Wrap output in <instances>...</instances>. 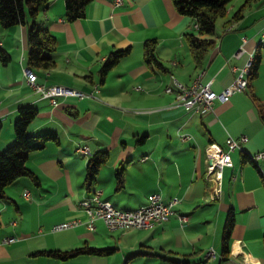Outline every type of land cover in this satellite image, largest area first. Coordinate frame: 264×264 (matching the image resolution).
<instances>
[{"label": "crops", "instance_id": "0c3cea01", "mask_svg": "<svg viewBox=\"0 0 264 264\" xmlns=\"http://www.w3.org/2000/svg\"><path fill=\"white\" fill-rule=\"evenodd\" d=\"M246 1L228 4L214 34L207 36L214 43L199 65L185 38L195 32V23L178 13L172 0H91L84 17L72 22L65 20L64 0H50L35 19L56 38L50 70L27 63L31 19L25 25L0 26V48L10 56L5 65L0 61V151L15 140L13 122L22 105L37 109L29 133L58 137L27 160L38 183L23 176L5 188L0 264H264V159L249 157L264 152V0H251L241 17L233 18ZM153 38L164 69L144 61L143 44ZM125 48L128 53L101 81L108 55ZM255 51L260 61L245 91L226 102L215 100L206 114L173 106L175 80L191 85L200 76L201 84L219 92ZM27 68L39 84L87 96L57 95L53 102L33 90ZM228 136L246 140L242 150L232 152L233 167L223 172L222 194L211 198L205 148L210 142L225 148ZM79 146H86L89 154L77 151ZM98 151L108 156L87 186V162ZM96 189L102 190L103 201L121 210L143 206L155 193L164 202L173 197L179 202L168 220L150 228L111 231L96 220L89 229L80 203ZM229 210L235 221L224 256L222 234ZM74 219L81 224L53 229ZM85 245L114 251L68 260L33 255ZM210 251L213 255H207Z\"/></svg>", "mask_w": 264, "mask_h": 264}, {"label": "trees", "instance_id": "16d2710c", "mask_svg": "<svg viewBox=\"0 0 264 264\" xmlns=\"http://www.w3.org/2000/svg\"><path fill=\"white\" fill-rule=\"evenodd\" d=\"M50 0H0V26L10 28L15 25H25L31 19L28 28L27 41L29 45L27 63L29 67L50 70L55 65L52 53L56 48V38L46 27L38 26L35 22L37 15L46 8ZM232 0H172L176 11L184 16L191 17L195 23V32L185 34L186 41L190 48L194 62L202 63L206 53L213 46L211 36L215 32L216 22L226 14L227 5ZM251 0H247L233 15V18L241 17L243 10L249 5ZM91 0H64L65 20L75 21L84 17L85 9ZM156 39H147L143 44L144 61L150 66L164 69L163 64L156 54ZM129 51V48L117 49L111 52L104 61L100 69L101 81L107 73L115 67L121 58ZM9 54L0 48V61L2 64L8 63ZM260 54L255 51L253 65L248 77L250 80L256 75ZM258 105V104H257ZM261 109V107H260ZM37 116V109L30 105H22L17 110L16 118L13 122V133L15 140L4 150L0 151V199L6 198L5 188L17 180L19 177H29L38 183L37 177L27 168V160L32 152L45 148L48 142H58L55 133H44L33 135L29 133V126ZM264 122V115H263ZM3 123L0 120V132ZM106 151H98L93 154L87 162L85 183L90 186L95 180L100 166L107 159ZM243 160L246 161V154L242 153ZM121 173L118 172L117 179L121 185ZM234 213L229 210L226 216L222 234V253L227 256L230 248L231 232L234 226ZM264 243V229L262 232ZM114 248H97L85 245L71 250H43L33 255H45L59 260H68L78 255H109ZM173 264H187L188 261H171Z\"/></svg>", "mask_w": 264, "mask_h": 264}, {"label": "built area", "instance_id": "2783aa9c", "mask_svg": "<svg viewBox=\"0 0 264 264\" xmlns=\"http://www.w3.org/2000/svg\"><path fill=\"white\" fill-rule=\"evenodd\" d=\"M115 4L121 3V0H114ZM239 55V52L237 53ZM248 61V60H247ZM245 66V65H244ZM243 66V67H244ZM243 67L237 69L236 76L231 84L223 90L216 92L212 90L209 84H201L200 79L195 84L189 86H181L178 82L177 94L174 101V107H181L187 111H192L200 114H206L212 111L213 102L219 100L226 102L235 92H243L242 76ZM27 81L33 90L40 92L43 96L50 97L54 102V97L63 94H72L80 98L86 97L87 93L67 89L63 86L50 85L45 86L37 82V78L31 74L29 69H24ZM169 91V90H167ZM183 138H189L187 135H182ZM246 140L245 136L234 138L228 136L226 139V147L223 148L215 142H210L206 147L210 149V169L211 176H207L211 184V198H219L223 192V172L226 168L233 167L232 152L235 147L242 146ZM77 151L88 155L89 150L86 146H79ZM264 159V152H257ZM101 189H96L90 198H85L81 201V206L88 215L86 226L89 229H94L95 221L101 220L104 225L111 231L118 229H144L153 227L155 224L163 223L168 220L173 214V206L179 202L177 197L171 198L168 202H164L159 194H152L149 197L147 204L133 210L119 211L117 209L107 208L100 204ZM25 196H29V192H24ZM186 218H180L185 220ZM81 224L80 220L74 219L71 221L61 222L54 226V230H63L76 227ZM207 255H213V251Z\"/></svg>", "mask_w": 264, "mask_h": 264}, {"label": "bare ground", "instance_id": "6f19581e", "mask_svg": "<svg viewBox=\"0 0 264 264\" xmlns=\"http://www.w3.org/2000/svg\"><path fill=\"white\" fill-rule=\"evenodd\" d=\"M253 60H254V53H251L250 56H249V58H248V61L245 63V66L243 67V76H242L243 91H245L247 89V87H248V77H249V74L251 72V68H252V65H253ZM29 71H31V70L29 69ZM31 74L34 76V78H37V75L33 71H31ZM199 78H200V76L197 79H195L192 84H195L196 81L199 80ZM175 82H178V81L175 80ZM178 83L181 86H189V85H184L181 82H178ZM166 90L171 91V89L169 87H167ZM235 150H242V146L235 147ZM249 157H250V159L252 161H255V162L258 159H263V157L260 156L258 153L252 154ZM205 161H206V175L207 176H211V169H210V149H208L207 147L205 148ZM210 195H211V193H210ZM100 204H102V206H106L107 208L117 209L119 211H128V210L118 209V208L114 207L113 205L106 203L105 201H103L101 199V196H100ZM179 218H186V217L185 216H179Z\"/></svg>", "mask_w": 264, "mask_h": 264}, {"label": "rangeland", "instance_id": "374dc122", "mask_svg": "<svg viewBox=\"0 0 264 264\" xmlns=\"http://www.w3.org/2000/svg\"><path fill=\"white\" fill-rule=\"evenodd\" d=\"M234 1V0H233ZM232 1V2H233ZM232 2H230V3H232ZM227 7L229 8L230 7V5H227ZM219 20V22L221 21V17L218 19ZM77 220H79V219H77ZM68 221H71V220H68Z\"/></svg>", "mask_w": 264, "mask_h": 264}]
</instances>
